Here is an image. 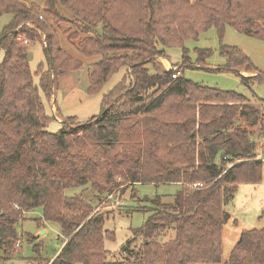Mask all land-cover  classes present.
I'll use <instances>...</instances> for the list:
<instances>
[{"label":"trees","instance_id":"16d2710c","mask_svg":"<svg viewBox=\"0 0 264 264\" xmlns=\"http://www.w3.org/2000/svg\"><path fill=\"white\" fill-rule=\"evenodd\" d=\"M4 14L11 19L0 31V264L18 255L20 241L38 251L36 235L16 230L36 209L38 227H60L61 246L49 264H264V228L242 230L221 260L222 228L232 221L225 206L239 184L260 181L264 159V141L258 155L237 119L264 136V107L181 72L191 63L184 42L210 27L219 38L231 26L264 40V0H0ZM61 23L74 28L62 33L70 34L78 55L93 59L88 95L102 91L118 71L122 77L102 93L99 114L76 123L62 119L50 130L57 119L43 99L49 104L57 77L79 72L84 63L61 48ZM36 43L45 65L32 72L27 47ZM158 45L181 49L177 72L155 60L163 55ZM207 53L198 51L197 65ZM220 54L248 88L262 78L236 47L221 45ZM139 183L181 188L170 201L144 198L153 208L120 247L127 258L106 260L104 240L114 234L104 228V216L90 200L66 192L89 186L100 198ZM137 239L141 246L133 252Z\"/></svg>","mask_w":264,"mask_h":264},{"label":"rangeland","instance_id":"374dc122","mask_svg":"<svg viewBox=\"0 0 264 264\" xmlns=\"http://www.w3.org/2000/svg\"><path fill=\"white\" fill-rule=\"evenodd\" d=\"M21 1L26 5H30L31 2L43 4V0ZM60 12L66 14V16L68 14L62 8ZM10 19L11 15L9 14L0 16V31ZM67 29H71L70 32H72L74 28L70 24L61 23L57 29L61 48L73 57H79L84 63L82 70L79 72H71L65 76L57 77L59 89L56 91L54 97L56 106L52 101L53 98L50 99L49 104L43 99L46 113L50 115L53 113L57 119V122L52 121L49 124L48 128L50 130H56L59 127L58 122L62 119H69L73 123H76L99 114L102 93H105L122 77V72L118 71L110 78L102 91L88 95L86 93V71L93 59H83L78 55L67 40V36L70 34L62 33V31ZM81 37L73 41L77 42ZM221 45L234 46L248 56L257 69L256 72L259 71L262 78L256 80L249 88L242 84L239 75L227 70L225 67V60L220 54ZM184 47L187 49V56L191 62L188 66L181 69L182 76L185 79L202 86L234 91L246 97L252 105L264 107V40L245 35L231 26H225L222 36L219 38L217 30L214 27H210L200 33L195 40H186ZM157 48L163 51L164 56H158L155 60L164 69L172 68V71L177 72L180 69L181 49L179 47H165L162 45H158ZM199 50L208 51L207 55L201 58L203 60L202 65H197ZM27 54L32 72L37 70L40 63L45 65L42 47L39 44L36 43L28 46ZM1 58L2 51L0 50V61ZM239 73L244 76L255 75L252 71L247 72L242 70ZM38 78V74L35 73L33 76L35 84L38 83ZM237 125L249 131L251 139L255 142L256 152L260 155V148L264 141V136L259 130L260 128L247 126L244 119L239 117ZM180 188V185L177 183H161L157 185L153 183H139L128 188L127 186H122L111 193L101 195L100 198L95 197V192L89 186L68 189L66 194L69 196L81 195L85 199L90 200L93 203L94 211L99 210L104 216V228L112 231L114 234L112 240H104V248L106 249L105 258L106 260H121L125 257L127 258V255L120 252V247L131 239L132 231L145 222L150 214L149 210L153 208V205L145 201L144 198L151 199L155 196H160L164 201H170ZM225 210L230 214L231 220L235 222L229 221L222 228V262L227 260L229 252L237 242L242 230L264 228V159L260 181L257 184H239L235 195L225 206ZM25 215V220L16 225V230L22 237H24L23 233L36 235L38 239L35 243L39 246L38 251H34L31 244L20 241L16 245L18 247V255L4 261L2 264H49L50 259L61 246L62 236L60 234V227L55 223H47L38 227L37 219L42 216L41 209H36ZM140 246V239H137L130 245L133 252H138Z\"/></svg>","mask_w":264,"mask_h":264},{"label":"water","instance_id":"95a60500","mask_svg":"<svg viewBox=\"0 0 264 264\" xmlns=\"http://www.w3.org/2000/svg\"><path fill=\"white\" fill-rule=\"evenodd\" d=\"M202 68H203V67H202ZM209 69H212V68H209ZM227 69H229V68H227ZM166 71L170 72V71H172V68H170V69H166ZM52 101L54 102V98L52 99ZM41 232H43V231H41Z\"/></svg>","mask_w":264,"mask_h":264},{"label":"built area","instance_id":"2783aa9c","mask_svg":"<svg viewBox=\"0 0 264 264\" xmlns=\"http://www.w3.org/2000/svg\"><path fill=\"white\" fill-rule=\"evenodd\" d=\"M175 75H173V77H174ZM193 186H196L195 184L193 185Z\"/></svg>","mask_w":264,"mask_h":264}]
</instances>
